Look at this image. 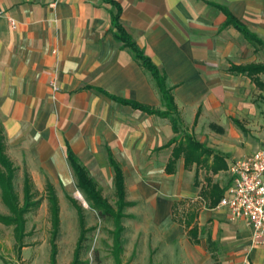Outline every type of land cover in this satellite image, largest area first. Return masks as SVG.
I'll return each mask as SVG.
<instances>
[{
    "label": "crops",
    "instance_id": "1",
    "mask_svg": "<svg viewBox=\"0 0 264 264\" xmlns=\"http://www.w3.org/2000/svg\"><path fill=\"white\" fill-rule=\"evenodd\" d=\"M0 9L16 23L12 30L0 19V129L22 187L25 176L32 191L50 187L59 207L56 191L73 175L69 149L104 199L94 176L109 173L113 208V164L121 171L119 239L142 201L187 264H264L246 222L218 207L233 161L264 151V70H234L264 69V0H0ZM118 9L121 27L165 77L177 132L127 104L166 111L150 74L114 37Z\"/></svg>",
    "mask_w": 264,
    "mask_h": 264
},
{
    "label": "rangeland",
    "instance_id": "2",
    "mask_svg": "<svg viewBox=\"0 0 264 264\" xmlns=\"http://www.w3.org/2000/svg\"><path fill=\"white\" fill-rule=\"evenodd\" d=\"M185 124H190V116L185 114ZM101 183L103 195L114 204L109 173L94 176ZM22 173L16 172L14 189L22 202ZM68 185H61L56 191L59 199V229L53 238L47 194L44 186L33 189V199L39 205L25 215L24 246L17 249L12 226L0 222V264H51L52 243L56 247L55 264H70L79 236L76 208H80L88 230L80 255L82 264H117V254L113 248V221L100 218L92 209L84 193L78 189L72 174H68ZM133 216L123 220L124 231L120 239L122 250L119 264H187L183 248H169L165 245L162 232L155 229L150 217V208L144 202L127 211ZM8 210L0 198V215H8Z\"/></svg>",
    "mask_w": 264,
    "mask_h": 264
},
{
    "label": "trees",
    "instance_id": "3",
    "mask_svg": "<svg viewBox=\"0 0 264 264\" xmlns=\"http://www.w3.org/2000/svg\"><path fill=\"white\" fill-rule=\"evenodd\" d=\"M118 13L112 17V28L115 30L114 37L117 41L121 42L124 47L128 48L132 53L133 58L147 71L151 78L153 79L155 86L157 87L159 94L161 96V100L165 105V112L153 111L149 108H145L136 103H127L134 107L135 109L142 110L146 113L156 114L162 118H167L170 120L173 129L177 132V127L179 124V117L173 102V98L171 95V90L167 89L165 85V77L160 74L155 66L150 62L149 58L144 56V54L136 47L134 42L131 40L129 35L124 31L121 25L118 22ZM227 25H232L235 29H237L247 40L251 42L260 43L261 42L251 34L246 28H244L241 24H239L234 18L231 16H227ZM237 72L246 73L249 75H253L258 73L263 69V67L257 66H246L234 68ZM126 103V102H125ZM194 146V145H193ZM195 147H198V144H195ZM66 159L67 162L73 172V176L76 179V185L79 190H81L87 200L91 203L92 209L97 213L100 218H109L113 221L114 230H113V248L118 255L120 251V233L122 231L121 219L123 218V209L126 206L124 202V188H123V177L121 171L118 167L114 166V182H115V194L117 197L116 207L113 208L108 204L107 199H104L101 195L100 190H98L96 184L89 178L86 170L82 167L77 158L72 154V152L67 149L66 151ZM14 178H15V168L12 162L9 160L7 155L5 154V145L4 138L2 135V131L0 129V198L2 204L8 210V215L1 216L0 222L7 226H12L14 238L17 245V249H21L23 244V239L26 236L25 232V215L34 207L39 205V201H34L33 193L31 190V184L27 176H25L22 187V202H19L17 193L14 189ZM47 201H48V209L50 212L51 218V226H52V236L55 238L58 229H59V207L57 198L55 196L54 191L48 187L46 190ZM74 203V202H73ZM75 207L78 211V220L80 233L77 239L75 249L73 252V258L70 264H82L80 260V255L83 250V242L85 240V236L87 233V229L85 228V222L83 215L81 213L80 208H78L75 204ZM51 264H55V256H56V247L54 243H52L51 248ZM116 263H119L118 256L115 259Z\"/></svg>",
    "mask_w": 264,
    "mask_h": 264
},
{
    "label": "built area",
    "instance_id": "4",
    "mask_svg": "<svg viewBox=\"0 0 264 264\" xmlns=\"http://www.w3.org/2000/svg\"><path fill=\"white\" fill-rule=\"evenodd\" d=\"M2 17L12 30L16 28L13 18L0 9V19ZM228 171L230 186L218 207L227 210L231 221L246 222L251 229L253 246H264V151L233 161Z\"/></svg>",
    "mask_w": 264,
    "mask_h": 264
}]
</instances>
